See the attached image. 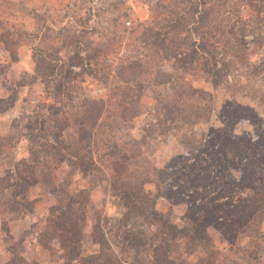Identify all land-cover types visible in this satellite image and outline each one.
<instances>
[{
    "label": "rangeland",
    "instance_id": "obj_1",
    "mask_svg": "<svg viewBox=\"0 0 264 264\" xmlns=\"http://www.w3.org/2000/svg\"><path fill=\"white\" fill-rule=\"evenodd\" d=\"M196 5L191 20L188 11ZM183 17L190 21L188 31ZM174 22L180 25L170 32ZM214 66L221 73L218 85L207 72ZM35 72H47L49 79L37 81L35 98L24 101L28 86L18 83ZM63 80L69 81L68 91L47 96L46 86ZM12 87L25 102L18 117L46 115L44 105L51 103L82 117L97 103L91 113L102 117L94 131L104 128L100 137L125 146L127 156L120 161L128 170L121 175H115L107 151L96 176L87 178L80 170L68 175L69 191L86 189L89 195L82 215L84 257L100 254L96 235L124 264H215L223 253L239 264H264V237L243 236L232 225L245 216L264 233V0H0V97ZM210 95L207 120L202 108ZM244 116L249 120L237 122ZM13 120L0 136L10 135ZM210 127L216 131L189 154L183 140ZM80 147L88 150L84 141ZM9 153L16 160L29 156L27 139L19 136ZM0 161L1 176L12 162L6 155ZM244 167L255 170L251 181L243 180ZM144 168L165 175L161 187L171 198L157 200L162 220L145 207L129 206L124 197V186L157 192L155 182L138 177ZM69 171L64 164L54 173L61 182ZM44 189L37 183L19 195L34 207L27 217L0 213V264L64 263L63 246L52 236L64 224ZM246 203L255 211H238ZM189 207L208 240L180 230ZM257 242L261 254L254 261L243 249Z\"/></svg>",
    "mask_w": 264,
    "mask_h": 264
},
{
    "label": "trees",
    "instance_id": "obj_2",
    "mask_svg": "<svg viewBox=\"0 0 264 264\" xmlns=\"http://www.w3.org/2000/svg\"><path fill=\"white\" fill-rule=\"evenodd\" d=\"M198 11L199 6L197 5L188 11V15H190L191 20L192 18L195 19V14ZM201 13L199 20L204 23V10L203 14ZM183 19L185 21L183 30L188 31L189 27L187 29V25L190 21L185 17H183ZM179 25L180 22L178 24H176V22L171 23L170 32L177 30ZM165 50L169 53L172 49ZM191 57L193 59L196 58L195 55ZM207 70L208 73L212 72L211 74L213 77L211 78V81L213 84L218 85V78L221 76V73L219 72L220 69L214 66L212 69L207 68ZM54 71L55 69L53 68L49 69V72ZM69 75H71V72L68 76ZM48 79L49 74H47V72H35L29 75V80L25 83L19 82L18 87L28 86V91L24 97V101L35 98L36 94L33 85L37 81L41 80L47 84L46 82ZM68 82L69 81L63 80L55 84L54 87L47 85V96L51 97V94H53V96H59L57 94L67 92L69 89L67 86ZM186 90H183L184 94L186 93ZM9 92L10 93L6 96L0 97V114L6 113L15 105L17 100V91L14 87H12ZM58 102H60V100ZM211 102H213V98L210 95V103L206 104L204 108H202L207 113V120L210 118L209 115L212 111L213 105ZM92 103V110H97L99 107L98 104L95 102ZM44 106L48 110L46 115L42 112H37L29 116V118H25L24 116L17 117L12 122L10 135L7 137L0 136V159L4 155H6V157L10 156V162H12V167L6 168L5 173L0 176L1 215L6 216L8 214H13L11 218H20L32 213L34 211L32 204L22 200L19 195L25 193L31 186L38 183L42 186V188H45V192H48L55 199V204L52 205L51 211H53V213L54 211H57L56 218L59 217L64 224L63 229H54V227V233H52L53 238L57 239L62 244V250L66 253L63 264H124L117 259V255L110 244L105 240L102 241V238L96 235V240L102 245L100 254L96 256L97 259H88L82 255L84 228L82 215L85 206L84 204L89 201V195L86 189H81L77 192L69 191L68 186L70 185V181L67 179L68 175L72 174L75 170H80L87 178L96 176V174L101 171L99 161L104 158L102 152L105 151H107L105 154H109L108 156H111L114 159L113 160L111 158V166H113L115 170V175H121L122 172L128 170L126 161H120V158L125 159L127 156L126 154H123V149H125L124 144L120 146V143L118 142H110L109 140H105L100 137V133L103 132L104 128L100 129L99 133L94 131V129L96 130L97 125H101L99 124V118L102 117L101 113H98L95 116L94 111L91 113L92 110H85L86 116L81 117L75 116V114H70L71 111H66L65 105L58 106L51 103ZM71 118L73 121H71ZM237 120V122H243L249 119L244 116L238 118ZM215 131L216 130L213 127H210L209 133H202V135H199L198 137L195 136V138L192 139H184L183 142L188 147L189 154L193 153L198 147L196 142L200 144L203 142V137L206 138L209 134L212 135V132ZM252 135L256 137L255 134ZM19 136H24L27 139L29 156L16 160L15 157H11L9 147L19 141ZM211 139L209 140L210 142ZM81 141L85 142V148L88 149L85 152H82L83 149L80 147ZM99 142H101V144ZM257 143H260L258 138ZM94 145L96 146L93 147ZM1 163L2 162L0 161V164ZM64 164L69 166L70 171L66 176H63L62 181L60 182L58 181V175L54 173V170ZM178 173V170L172 172L173 180L177 181ZM243 173L245 175L243 180L245 179L246 181H251L248 176L252 177L256 172L255 170L250 171L248 167H244ZM138 177H141L144 182H155L158 186V190L156 193H153L151 191H146L143 186L138 189H132L124 186V197L129 200L127 201V204L129 206L133 205L145 207L151 216L157 218L158 220H162L165 217V214L157 210V200L161 196L168 199L171 198L169 190H164L161 187V184L165 179V175H163L158 169L152 168V170L149 171L147 168H144L143 175H138ZM246 181H242V184ZM259 196L260 193L257 194V200L260 198ZM220 208H222V206ZM255 209V206L246 203L244 206L240 207L238 211H255ZM192 210V207L187 209L185 216L186 219L184 221L185 225L180 230L185 231L187 234L193 232L196 236H199V239L204 241L208 240V238L201 233L202 231L195 227L196 224L192 221L193 216L190 215V211ZM243 213L244 212H241L240 216H243ZM255 222H257V220H255ZM234 224L237 225L236 228H239L243 236L250 237V234H255V236L258 237H264V233L261 228L256 225L252 227L251 220L246 219L245 216L242 219L241 217L236 218L232 225L234 226ZM243 250L247 258L259 261L258 255L259 253L261 254L259 242L255 245L246 244ZM232 262H234V264H239L223 253L222 258L217 260L215 264H233Z\"/></svg>",
    "mask_w": 264,
    "mask_h": 264
},
{
    "label": "crops",
    "instance_id": "obj_3",
    "mask_svg": "<svg viewBox=\"0 0 264 264\" xmlns=\"http://www.w3.org/2000/svg\"><path fill=\"white\" fill-rule=\"evenodd\" d=\"M24 105H25V102L23 101V99H22V98H21V99H18V98H17V100H16L15 105L13 106V108H11L9 111H7V112L4 113V114H0V121H1V120H4L3 124L5 125V128H4L3 130H0V134H6V133L9 131V128H10V127H9V124H10V122H11L14 118L18 117V116L21 114ZM0 123H1V122H0ZM3 127H4V126H3ZM46 206H47V205H44V206H43L42 211L47 210V207H46ZM44 207H46V208H44ZM38 209H39V207H38V208H35L36 211H37ZM25 217H27V215H26ZM25 217H24V218H25Z\"/></svg>",
    "mask_w": 264,
    "mask_h": 264
},
{
    "label": "built area",
    "instance_id": "obj_4",
    "mask_svg": "<svg viewBox=\"0 0 264 264\" xmlns=\"http://www.w3.org/2000/svg\"><path fill=\"white\" fill-rule=\"evenodd\" d=\"M71 7H73V5H71ZM93 18H97V10L95 7L93 8ZM131 24H132V20H128L127 25L130 26Z\"/></svg>",
    "mask_w": 264,
    "mask_h": 264
}]
</instances>
